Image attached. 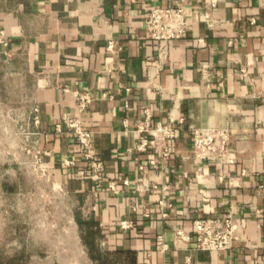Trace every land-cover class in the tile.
Returning a JSON list of instances; mask_svg holds the SVG:
<instances>
[{
    "label": "crops",
    "instance_id": "crops-1",
    "mask_svg": "<svg viewBox=\"0 0 264 264\" xmlns=\"http://www.w3.org/2000/svg\"><path fill=\"white\" fill-rule=\"evenodd\" d=\"M156 4L186 7L185 37H146ZM0 30V134L8 110L27 121L37 107L46 168L36 186L0 185V264H264V0H0ZM77 91L96 98L85 112ZM147 109L181 124L158 167V148H136ZM67 114L93 132L118 193L96 188ZM203 126L230 130L233 162L194 156ZM228 213L233 248L198 249L194 220Z\"/></svg>",
    "mask_w": 264,
    "mask_h": 264
},
{
    "label": "built area",
    "instance_id": "built-area-1",
    "mask_svg": "<svg viewBox=\"0 0 264 264\" xmlns=\"http://www.w3.org/2000/svg\"><path fill=\"white\" fill-rule=\"evenodd\" d=\"M213 3L210 7L213 8ZM207 12L196 11L194 17L201 20H209L212 18V9ZM145 35L147 38L163 41L173 40L185 37L187 35V9L183 5L166 6L161 4L153 5L145 11ZM254 22V20H252ZM0 44L7 47L10 41L4 30H0ZM112 47V42L111 46ZM161 90L160 87L157 88ZM78 106L80 112H85L96 98L87 91H77ZM146 116L135 124V132L139 135V140L136 143L138 150H146L149 146H153L160 150V155L150 163L158 167L170 160L174 155L175 149L173 142L178 137L181 124L176 125L173 121L162 122L154 121L151 112L145 110ZM33 124L35 128L32 130L27 127L24 131L26 141L31 145L28 148V153L31 155V174L36 178H41L46 168L43 166L42 151L38 148V141L41 136L39 130L40 117L39 109L35 107L32 111ZM64 121L68 130L76 135L80 144V155L89 166L91 178L95 183L96 188L102 191L111 190L118 193L115 182H110L108 186L104 184L103 173L105 171V162L103 158L95 153L92 149L93 132L83 126V121L80 116L67 114ZM180 123L182 120H179ZM61 124H56V129L59 130ZM231 132L224 126H203L193 129V150L194 156L199 160L205 161H220L228 164L233 162L230 150ZM73 164V161H67ZM128 181L125 180V183ZM157 188L156 185H154ZM160 208L164 218H168L169 213L167 200L163 197L160 200ZM123 226H127L123 222ZM195 236L197 247L204 251H223L233 248L234 243L239 239V222L238 219L231 213L224 216L203 217L194 220Z\"/></svg>",
    "mask_w": 264,
    "mask_h": 264
},
{
    "label": "rangeland",
    "instance_id": "rangeland-1",
    "mask_svg": "<svg viewBox=\"0 0 264 264\" xmlns=\"http://www.w3.org/2000/svg\"><path fill=\"white\" fill-rule=\"evenodd\" d=\"M35 108V107H34ZM30 111L29 119L23 120L21 116L14 115L8 110L5 114L4 121L8 123L3 126V133L0 134V142L3 149V161L0 162V185L4 182L11 186L16 181L17 174L26 177L25 182H29L30 186H36L40 182V178H36L31 174V155L28 153V148L31 147L26 141L24 131L27 127L34 129L33 114ZM6 145H5V144ZM40 184V183H39Z\"/></svg>",
    "mask_w": 264,
    "mask_h": 264
}]
</instances>
